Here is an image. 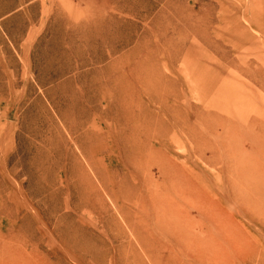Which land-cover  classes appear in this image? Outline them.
Segmentation results:
<instances>
[{"label": "rangeland", "instance_id": "1", "mask_svg": "<svg viewBox=\"0 0 264 264\" xmlns=\"http://www.w3.org/2000/svg\"><path fill=\"white\" fill-rule=\"evenodd\" d=\"M118 32L131 35L132 42L104 62L80 67L95 48L108 52L102 38ZM137 47L158 59L164 72V88L156 94H164V184L186 175L199 198L210 201L212 264H264V199L259 196L260 207L252 206L244 195V204H236L233 188L221 190L219 175L226 166L224 180H235V169L244 166L237 188L246 193L257 186L264 194V0H0V264H152L77 147L83 130L72 129L87 119L81 111L93 106L86 96L90 81L83 76ZM66 66L73 70L63 74ZM200 71L208 76L204 80L219 76V86L238 85L241 96L199 93L191 83L201 80L195 78ZM134 88L145 101L153 95L140 84ZM178 96L183 104L174 108ZM238 106L243 121L233 112ZM217 117L236 122L243 138L248 136L240 142L242 166L229 162L226 146L239 138L224 121L210 128ZM184 121L196 127L199 143L179 132L176 122ZM258 162L256 177L251 165ZM75 163L94 184L93 190L83 181L92 206L74 216L88 232L82 242L89 252L71 253L56 235L67 232L65 216L77 202L71 179ZM151 171L159 177L157 167ZM98 193L101 202L94 199ZM177 199L174 212L186 216L187 201ZM101 207L115 220L98 222ZM127 213L138 231L145 222L153 226L154 219H141L135 208L127 207ZM191 216L189 230L200 232V214L192 209ZM168 233L155 232L153 247L164 245V256L171 249L175 258L194 264L182 253L180 239ZM113 243L105 253L104 246Z\"/></svg>", "mask_w": 264, "mask_h": 264}, {"label": "bare ground", "instance_id": "2", "mask_svg": "<svg viewBox=\"0 0 264 264\" xmlns=\"http://www.w3.org/2000/svg\"><path fill=\"white\" fill-rule=\"evenodd\" d=\"M100 37L102 38V36ZM235 40L237 43L242 44L241 39L235 37ZM131 42V35H126L122 32L114 34L109 40L104 37L101 44L110 45H104L109 47L108 52L98 51V48H95L91 51L90 56L80 63V67L104 62L107 55L115 54L119 51V48L127 46ZM258 56H260V60L261 56L263 57L260 52H258ZM158 62L159 60L155 59L143 47H137L108 62L105 66L91 69V75L83 77L90 81L86 96L88 101L93 103V106L88 112L85 110L81 111V116H87V119L82 123L79 122L72 129L83 130L81 134L76 136L77 147L91 165L93 173L99 178L104 193L107 191L106 194L110 196L117 211L122 213L128 229L131 230L137 243L152 264H161L162 261L166 260L167 263L165 264H187L186 261L172 256L171 249H167L168 253L164 256V245H160L159 249L153 247V243L157 244V239L154 236L155 232L164 234V228L169 230L170 233L168 234L171 237L177 241L180 239L183 243L180 246L182 253L191 263L212 264L215 261L216 252L211 228L212 207L210 206V201L199 198L198 193H195L194 188L196 186L194 182L186 175L176 176V181L171 182L170 185L164 184V133L161 130L162 124H164V94L159 98L156 95L164 88V72L159 70ZM72 70L71 66H66L63 74ZM196 77H200L201 80ZM207 77L205 71H200L198 76H195V84L192 81L191 87L193 89L196 87V90L201 94L203 92L204 94H209L212 91H216V94L219 93L218 96L228 98L241 96L236 90L238 85L223 83L219 86V76L216 75L209 80H204ZM136 84H140L144 88L145 93L153 94L154 96L151 95L145 101L139 94L141 92L135 91L134 85ZM261 85L264 86V79ZM174 102L177 106L174 108L182 107L183 103L181 104L179 96L175 98ZM152 104H155L158 109L155 110ZM240 108V106L235 107L233 112L241 116L243 111ZM223 110L229 111L230 108L226 106L225 108L223 107ZM92 114L96 118L98 117L99 121H95L92 118ZM241 117L243 121L244 116ZM223 121L224 123L228 122L217 117L214 119V123H210L209 126L210 128H215L222 124ZM87 124L88 126H86ZM225 126L228 128L227 131L231 130L235 139L239 138V143L226 145L228 147L227 150L230 152L228 160L230 162L231 158L233 160L232 165L242 166L244 158L242 152H240L242 150L240 142L247 135H244L245 138H243V133L238 128L239 125L234 121L226 123ZM176 127L179 132L187 134L193 142L199 143L200 138H202L196 127L189 125L188 121L187 123L185 121L182 123L176 122ZM261 149L263 148L261 147ZM195 153L197 154L198 151H195ZM215 160L216 156L213 160L210 159V163L214 164ZM258 163L251 165V172L256 177L260 175L261 169V162ZM79 166V163H75L71 172V179L73 185L75 184L74 189H76L77 194V202L73 205L74 212L69 216H65V218L70 220L66 225V234L59 233V231L56 234L58 240L71 253L89 252L84 242H82L88 232L83 223L77 221L74 216L80 213L81 209L89 205V208L92 206V203L87 201L83 181H86L93 190L94 184L89 177L84 175L81 168H77ZM153 167L158 169V178L151 171ZM225 167L219 171V175L222 177L221 180H223L221 190L224 191L226 186L228 189L230 188V191L233 188L234 192L231 191V194L235 195L236 204L240 203L239 200L244 204L245 199L243 196L247 195L254 204L251 203L252 206L260 207L258 197L262 196L264 199V194L259 192L257 186H252L246 193L237 188V181H242V176L245 172L244 166L235 169L237 179L233 180L230 178V181L224 180V174L227 173ZM118 172H120L119 175L117 174ZM143 172H146V178H142ZM164 189L166 194H169L168 199H164ZM137 192L138 195H135ZM178 197L187 201V207H184L186 216L183 215V212H179V214L174 212V205L179 203ZM94 199L101 202L100 194H96ZM127 207L135 208L136 215L140 212V218L143 220L145 218L146 220L148 218L154 219L153 226L149 228L147 222H145L146 226L143 230L140 229L141 232L138 231L139 228L127 213ZM192 209H196L201 216V219L198 218L200 232L197 233L189 230L191 227L190 222L192 221L190 220L192 219ZM104 211V207H101L97 212L98 222L103 223L106 220H115V216L112 213ZM164 223L169 224V226L164 227ZM90 233L94 234L93 232ZM114 245V243L109 244V246L105 245V253L110 254V246ZM78 259L84 260L83 257Z\"/></svg>", "mask_w": 264, "mask_h": 264}]
</instances>
